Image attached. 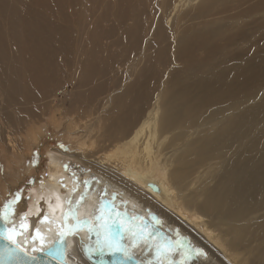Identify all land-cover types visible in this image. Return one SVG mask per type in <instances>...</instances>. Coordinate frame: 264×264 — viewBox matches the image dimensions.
I'll use <instances>...</instances> for the list:
<instances>
[{
	"label": "bare ground",
	"instance_id": "1",
	"mask_svg": "<svg viewBox=\"0 0 264 264\" xmlns=\"http://www.w3.org/2000/svg\"><path fill=\"white\" fill-rule=\"evenodd\" d=\"M209 2L174 0L167 23L185 8ZM15 11L9 39L0 34V205L36 170L33 150L49 133L71 140L69 150L49 147L43 177L5 218L19 244L45 248L66 231L70 264H107L91 259L89 251H100L97 232L102 239L105 221H116L114 234L128 244L122 219L133 231L152 234L148 244L132 247L143 262L158 264L149 247L154 239L183 245L165 264H264V82L256 84L254 72L264 54L252 56L247 49L240 62L229 54L196 79L167 72L162 84L136 61L119 70L124 78L111 92L86 114H76L58 98L65 90L55 92L58 69L45 62L60 50L70 55L66 35L44 34ZM217 32L204 28L184 37L173 57L215 45ZM93 58L70 83L72 103L82 101L81 83L112 72L110 59ZM101 87L86 93L92 98ZM35 101L42 103L18 113L22 106L16 105Z\"/></svg>",
	"mask_w": 264,
	"mask_h": 264
},
{
	"label": "rangeland",
	"instance_id": "2",
	"mask_svg": "<svg viewBox=\"0 0 264 264\" xmlns=\"http://www.w3.org/2000/svg\"><path fill=\"white\" fill-rule=\"evenodd\" d=\"M173 1L0 0V34L9 39L18 21L16 9L19 10L21 18H30L32 23L40 26L44 34L63 32L66 35L72 49L70 55L67 56L66 50L64 52L59 47L56 50H60L59 53L51 55L52 60L50 57L46 58L45 62L52 65V69L54 67L58 69V73L55 72L53 77L55 92L60 93L61 90H65V94H59L58 98H63L65 106L72 104L73 112L76 114H86L96 99L111 92L114 85L117 86L116 80L121 83L124 78L119 70H125L136 61L139 65L154 71L157 82L162 84L166 80L167 72H171L173 77L187 75L190 79H196L199 74L214 67L212 63L216 59L227 58L229 54L236 55V62L244 58L247 49L252 56L264 54V0H224L223 2L212 0L201 6L195 3L174 16L175 20L167 23V15ZM204 28L218 30L214 38L215 45L208 47L197 45L188 52H179L178 57H173L184 37ZM40 30L38 32H41ZM239 46L242 49H237ZM89 55L92 59L99 58L98 60L102 62L110 59L115 71L111 69L110 74L102 75L104 77L96 74L91 80L81 83L77 89L81 94L78 99L82 101L72 103L73 93L70 83L75 81L78 70L89 61ZM182 71L185 72L180 74L179 72ZM254 72L256 84L263 83L264 62L257 69L255 68ZM56 80L58 83L55 82ZM103 82L105 84H102ZM96 86H102L100 89L102 91L99 90L91 98L86 93L87 88ZM242 89L244 88L240 90ZM41 103L42 101H35L16 107L20 110L19 107L22 106L18 113L26 115L24 112L31 106ZM64 136V133L59 136L49 133L47 136L49 142L44 140L37 152L36 149L32 151L35 158L31 161L33 166L36 165V170L26 173L23 183L11 195L3 198L0 211L2 210L1 214L4 218L12 217L19 202L23 200V191L28 187L31 189L30 186L43 177L44 157L49 147L56 145L61 146L63 150L70 149L71 140H67ZM29 163H26V167ZM73 172L77 173L78 170L74 169ZM92 188L93 186H90L91 190ZM97 190L100 195L106 192L105 188H97Z\"/></svg>",
	"mask_w": 264,
	"mask_h": 264
},
{
	"label": "snow or ice",
	"instance_id": "3",
	"mask_svg": "<svg viewBox=\"0 0 264 264\" xmlns=\"http://www.w3.org/2000/svg\"><path fill=\"white\" fill-rule=\"evenodd\" d=\"M119 215V214H117ZM135 219V218H133ZM143 219V218H141ZM116 221H113L112 224H109L107 221L102 225L103 235L102 239L99 238L101 236L100 232H97L98 240H97V249L100 251L107 250L112 254H120L124 260H131L135 255L132 251V247L138 244L140 241H143L145 244L149 243V237H151L150 232H145L144 229H139L138 231H133L132 227L125 224V222L121 219L119 220V224L121 227L125 229L126 232L129 233L130 242L128 244L122 243V238L118 239L113 232V225ZM16 235L15 228L8 229L5 228L3 232H0V239L6 241L2 248H0V264H30L31 261L37 260L38 257L31 255L27 251L21 249V247L16 243L14 237ZM64 232L60 233L59 242L63 243ZM42 239V238H41ZM56 241H53L51 245H49V250H51ZM149 247L153 248L156 252V258L158 260V264H165V261L172 255L177 248L183 249V245L180 241H157L152 240ZM24 252V255H21V252ZM33 251L45 252L47 251L45 248L33 249ZM199 251V250H197ZM27 258V259H25ZM138 264H145L143 261H138ZM146 264H153L152 260H148Z\"/></svg>",
	"mask_w": 264,
	"mask_h": 264
},
{
	"label": "water",
	"instance_id": "4",
	"mask_svg": "<svg viewBox=\"0 0 264 264\" xmlns=\"http://www.w3.org/2000/svg\"><path fill=\"white\" fill-rule=\"evenodd\" d=\"M150 186L152 189L157 190L158 188L150 183ZM5 228L11 229L8 225L7 220L3 217V215H0V232H3ZM62 232V231H61ZM51 241L50 244H48L45 249L48 254L45 252H40V251H31L27 250L25 247L21 246L16 238L14 237L16 243L23 249L24 251H27L28 253H31V255L38 257L37 260H33L30 262V264H70L69 260L67 259V233L66 231L64 232V237H63V243L59 242L60 238V233ZM53 241H56V244L54 247L49 250V245L52 244ZM6 243L5 240L0 239V248L3 247V245ZM21 255H24V252H21ZM89 256L91 259H94L97 262H103L107 264H138L139 260L135 256L131 260H124L123 257L120 254H112L108 252L107 250L105 251H95V250H90L89 251ZM27 259V258H25ZM146 264V262H145Z\"/></svg>",
	"mask_w": 264,
	"mask_h": 264
}]
</instances>
